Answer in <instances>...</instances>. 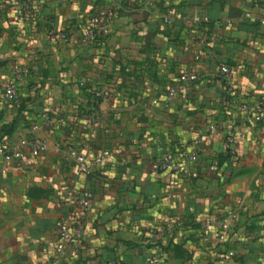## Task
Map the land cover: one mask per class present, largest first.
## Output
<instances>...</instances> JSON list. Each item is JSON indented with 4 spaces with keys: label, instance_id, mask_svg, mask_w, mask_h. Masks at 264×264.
<instances>
[{
    "label": "crops",
    "instance_id": "obj_1",
    "mask_svg": "<svg viewBox=\"0 0 264 264\" xmlns=\"http://www.w3.org/2000/svg\"><path fill=\"white\" fill-rule=\"evenodd\" d=\"M16 1L31 3L32 15L19 20L0 0V95L12 65L26 75L20 103L0 106V141L37 136L47 149L0 156V264L52 258L68 215L56 196L71 186L94 199L79 213L81 248L60 264H149L146 255L158 249V264H264V129L237 109L264 94V0ZM111 3L109 32L93 45L77 41L86 18ZM49 25L73 41H52ZM221 65L234 74L230 94ZM186 71L198 80L165 104L167 87ZM99 91L109 97L94 104ZM82 110H95L102 125L88 123ZM198 132L204 141L188 172L151 174L162 152L190 151ZM70 146L111 154L79 174ZM227 210L235 220L223 236L201 226Z\"/></svg>",
    "mask_w": 264,
    "mask_h": 264
},
{
    "label": "built area",
    "instance_id": "obj_2",
    "mask_svg": "<svg viewBox=\"0 0 264 264\" xmlns=\"http://www.w3.org/2000/svg\"><path fill=\"white\" fill-rule=\"evenodd\" d=\"M256 1V0H254ZM154 0H147V4H153ZM7 4L13 9L14 14L19 20H24L32 15V5L27 1L17 2L16 0H7ZM115 3H111L105 7L97 9L91 13L85 23L82 25L77 41L84 42L88 45H93L99 42L101 37L106 35L113 22L115 13ZM245 16H250V12L245 13ZM184 19L187 22L200 23L207 22L205 16L199 15H185ZM169 15L163 17V21L167 22ZM260 23L264 25V17H260ZM46 33L52 41L72 42L73 38L63 29H56L48 26ZM204 40H201L203 42ZM219 74L221 75L225 84V91L230 94L233 89L234 74L226 65L219 67ZM26 75V69L19 64L12 65L9 75L5 79L3 91L0 95V106L18 105L20 103L19 82H21ZM198 80V74L194 72H182L178 75L173 83L167 87L165 104L171 101L177 93H186L189 90L191 83ZM98 98H108L109 94L105 91L97 92ZM237 109L243 111L256 123H259L264 129V94L256 99L254 102H238ZM82 117L95 126H101V117L95 111L84 114ZM46 124L50 125L51 120L46 116ZM210 132H216L214 127L210 128ZM204 139L200 132L197 133L191 144V150L188 152H172L164 151L155 161L151 168V174L156 175L161 172H188L189 164L196 161L197 149L196 146L203 143ZM233 137L229 136L226 142L230 144ZM47 149V143L42 137H31L22 139L16 143H9L6 139L0 141V156L5 161L18 160L24 155L37 156ZM69 153L74 159L75 170L79 174H89L93 170L101 167L110 157V151L103 150L97 153H88L78 147L70 146ZM211 170H217L216 164L210 166ZM94 199L93 192L90 189L79 188L71 186L56 196V205L64 207L68 211V215L62 217L57 227V237L52 250V258L46 259L42 264H60L63 262L67 251H78L83 244L82 223L80 221L79 213L86 212L92 205ZM235 214L232 210H227L223 217L214 218L207 217L202 219L201 226L203 228L214 227L219 230L221 235L233 225ZM153 229L148 228L144 237L148 241L149 236L153 234ZM168 237L172 236L171 232H167ZM163 250L158 249L157 252L148 253L145 260L149 264H158L159 259L163 256Z\"/></svg>",
    "mask_w": 264,
    "mask_h": 264
},
{
    "label": "trees",
    "instance_id": "obj_3",
    "mask_svg": "<svg viewBox=\"0 0 264 264\" xmlns=\"http://www.w3.org/2000/svg\"><path fill=\"white\" fill-rule=\"evenodd\" d=\"M99 100H100V98H98V97L94 98V104H96ZM79 112H80V111H79ZM89 112H91V111H90V110H89V111H88V110H82V111H81V114H82V113L87 114V113H89Z\"/></svg>",
    "mask_w": 264,
    "mask_h": 264
}]
</instances>
